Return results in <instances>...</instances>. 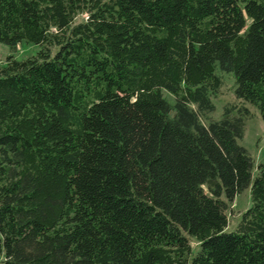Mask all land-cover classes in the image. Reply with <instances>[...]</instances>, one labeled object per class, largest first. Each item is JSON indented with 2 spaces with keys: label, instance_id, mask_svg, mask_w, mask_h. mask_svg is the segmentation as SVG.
<instances>
[{
  "label": "trees",
  "instance_id": "trees-1",
  "mask_svg": "<svg viewBox=\"0 0 264 264\" xmlns=\"http://www.w3.org/2000/svg\"><path fill=\"white\" fill-rule=\"evenodd\" d=\"M23 43L0 65V264H264L239 144L249 107L264 123V0H0V44Z\"/></svg>",
  "mask_w": 264,
  "mask_h": 264
},
{
  "label": "rangeland",
  "instance_id": "rangeland-1",
  "mask_svg": "<svg viewBox=\"0 0 264 264\" xmlns=\"http://www.w3.org/2000/svg\"><path fill=\"white\" fill-rule=\"evenodd\" d=\"M86 16H80L77 22L85 20ZM40 47L33 44L23 43L15 50L9 46L0 44V65L4 66L7 59L12 56L18 61L27 60L36 56ZM222 79V87L218 94L213 97V102L216 106L215 112L211 115L214 120H220L224 113V108L228 104L236 103V82L232 74L219 73ZM166 98L171 101V98L165 94ZM251 113L250 118L245 123V132L239 144L247 150L254 162V173L259 165L264 164V123L262 121L260 112L252 107H249ZM251 189L246 190L243 194L236 197V199L229 203L228 218L229 227L228 231L232 232L239 224L243 213L251 207ZM191 244L194 251L198 250V244L192 240Z\"/></svg>",
  "mask_w": 264,
  "mask_h": 264
}]
</instances>
